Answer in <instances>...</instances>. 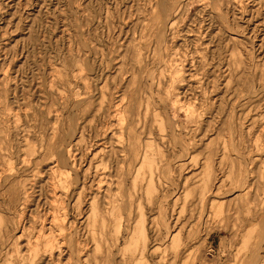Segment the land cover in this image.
I'll return each instance as SVG.
<instances>
[{"label":"rangeland","instance_id":"rangeland-1","mask_svg":"<svg viewBox=\"0 0 264 264\" xmlns=\"http://www.w3.org/2000/svg\"><path fill=\"white\" fill-rule=\"evenodd\" d=\"M161 1L0 0V169L33 184L23 214L0 213L4 254L54 204L73 246L61 244L67 256L50 264H76L77 255L80 264H248L256 252L264 264V0H223L226 21L202 0H169V24L156 18ZM176 70L183 78L172 90ZM169 90L179 104L165 102ZM160 120L175 121L176 145ZM120 121L160 148L168 178L103 162L130 139ZM72 125L75 137L53 155L54 130ZM108 128L117 131L105 137ZM62 153L80 169L81 198L73 184L55 196L51 162ZM107 188L114 204L93 199Z\"/></svg>","mask_w":264,"mask_h":264},{"label":"bare ground","instance_id":"bare-ground-1","mask_svg":"<svg viewBox=\"0 0 264 264\" xmlns=\"http://www.w3.org/2000/svg\"><path fill=\"white\" fill-rule=\"evenodd\" d=\"M202 1L207 6H210L212 11L215 12V14L217 13V15H219L224 21H226L225 14L222 13V11H221V4H222L223 0H202ZM169 2H170L169 0H162L161 1V4H159L160 16H156V18H158L161 22H163L164 20L167 21L168 22L167 24H169V20H171L170 19L171 14L167 15L164 12V10H165L166 5ZM170 9H172V8H170ZM170 12H168V13H170ZM163 31L166 32L165 30H163ZM164 36H163L162 31L157 33L156 39H157L160 47L163 46L162 43L164 41ZM83 78L84 77H82V79ZM182 78H183V76L178 75V70H176V73L174 75H171V82L173 85L172 90L180 89L179 81ZM178 96H179L178 93H174L171 90H169L166 94L165 102L168 103L167 100H170V101H173V105H175L176 103L179 104L180 98H178ZM89 98L90 97H83V99H81L80 101L77 102L78 105H81L82 103L84 104V103L90 101ZM104 98L99 103L101 109H103V107H104V101H105ZM136 100H138V99H136ZM165 102L163 104H166ZM89 103L91 106L93 105L92 102H89ZM133 105L134 106H132V108L130 109L131 119H132V116L134 114V109L136 107L135 103H133ZM182 106H185V104H183ZM186 110H187V113H189V115H191L192 117L194 116V114L196 112V110L194 108L193 109L187 108ZM118 115H119V110L117 111L116 116L118 117ZM73 117H72V119H73ZM153 117H154V115H153ZM155 119L158 120V116H155ZM118 123L121 127L122 135H124V132L127 131L126 133H128L130 136V139L127 143H124L120 140V142L122 143V146L119 149L122 152H124V155L118 156L120 150L114 148L113 150L108 152L106 157H103V162L108 160L110 162L112 161L113 164L115 162V165H119V164L123 163V165H125V169H126V170H124L123 174L126 173L127 175H128L132 166H137L139 164L140 169H141V168H144L145 166L148 165L151 169V174H150L149 180L153 179V175L155 172H159L161 174L163 173L164 178L165 177L168 178L167 172H168V169L170 168L169 161H168V158L162 153L160 148L154 146L153 142H150V141L146 142V141L140 140V138H137L135 133L132 132V127H131L132 123L126 129H125V126H123V123L121 121ZM159 126H160L159 129L162 132L161 136L163 138L168 137V139H167L168 142H172L173 144L176 145L178 143V139H177L176 134H175V131H176L175 130V121L174 120H167L166 122H164V121L160 120ZM113 129L110 130L108 128L106 130L105 137L107 136V134L109 132L114 133V131L115 132L117 131V129H115V130H113ZM167 129H170V133H171L170 136H168L169 135L168 132L164 133L167 131ZM5 131H6L5 127L0 124V142L2 141V138L4 136ZM75 134H76V130H75V127L73 125L70 126L68 129H66V128L64 129L62 127V128H57V130H54V133L52 135V138L55 140L53 155L56 154L55 151H57V149L60 146L65 144L68 139L74 138ZM112 137H110V138H112ZM32 153L33 154L35 153L34 155H36L35 149L32 150ZM63 154L64 153L58 154V156L56 155L55 158L51 162V164H54L52 166L51 173H52V180L54 181L52 183V185H53V188L55 190V196H63V195L69 196L68 193H66L65 191H62L61 194H59V192H57V190L59 188H61V190H66L67 188H69L70 184H73V185H75V189H74L75 191H74L73 195H77L79 198H81L83 195V190H82L83 187H82V181H81L80 176H79L80 169H76V162H75L74 158H70V157L67 158ZM39 156L41 157L40 154H38V157ZM181 157H183V155L179 156L178 159L179 158L181 159ZM37 158L34 157L33 160L36 161ZM41 160H42V157H41ZM117 169H118V167L115 168V170H117ZM140 169H138V170L140 171ZM71 174L74 175L72 181H71V179H72ZM20 176H21V173H20V175L14 174L12 172H9V174H8V173H5L4 171H1V169H0V213L2 211H5V210L16 212L20 209L21 213L23 214V210L28 206V202H29V198H30V190L33 187V184H31L30 181L28 182L29 179H27V178H23L22 180H18ZM110 176L113 177L114 176L113 173L110 174ZM246 176L247 175H245V177ZM16 180H17V183H16ZM36 181H37V179H35V182ZM240 181H241V183L244 184L243 178H240ZM111 183L114 184L115 182L112 181ZM207 185H208V188L210 190L211 186H212V179L210 176H208ZM8 186H10V189H6ZM13 186H16L15 189H13ZM238 191H239V189H238ZM113 194H114L113 191L111 189L107 188V189H104V192L102 194L95 195L93 197V199L99 198V201L101 202V204H103L106 202L105 201L106 198H110V202L112 204H114L117 200H116V198L113 197ZM14 196L18 197L17 199L19 200V203H17L15 200H13ZM57 200L58 199H56V201ZM69 207L70 206L68 204L67 208H69ZM124 208H126V204L124 205ZM48 209H50V212H51L50 216L48 217L49 222H46V220H48V219H45L44 223H41L40 227L36 226L35 228H33L34 229L33 234L29 237L28 240L25 241L24 245H22L20 243V241H18V237H16L15 242H14V244H15L14 247H11L10 249H8L6 251V253L4 254L3 250L1 248V244H0V262H2L3 260L5 261V264H50L52 262H54V263L63 262L64 258L67 255L65 254L66 248L64 249V246H61V244H64V242L67 243L69 241V239L71 240V238L73 236L69 238V233H67V226H66V223L64 222V220L66 218V214L61 212V209H64V207H62L61 205H54L53 204V206L48 207ZM99 209L101 210V207H99ZM263 223H264V218H263ZM17 224H20L21 228L24 227V224L21 222H17ZM36 228L38 229V231H36ZM3 230H4L3 222L0 221V241H3V240L7 241V239H8L7 233L4 234ZM6 232H7V226H6ZM142 234H143L144 240H146L147 233L144 229V225L142 226ZM262 234L264 236V232H262ZM73 240L74 239H72V241ZM70 243H71V241H70ZM261 243H262V241L260 242V244ZM67 244L69 245V247L73 246V242L71 243L72 246H70L69 243H67ZM69 247H68V249H70ZM68 249H67V251H68ZM259 250H260V247H259ZM71 252L73 254L74 252H76V250H74V248H73V249H71ZM142 254H143V252H142ZM255 254L256 255H254L255 256L254 258H256V261H252L251 263H248V264H256V263L259 264L257 262V259L260 258L261 256L259 257V254L257 255V252ZM68 256L71 257L72 255H68ZM108 259H109V256L105 257V260L107 262H109ZM134 261H136V259ZM75 263L76 264L81 263L80 255L75 256Z\"/></svg>","mask_w":264,"mask_h":264}]
</instances>
